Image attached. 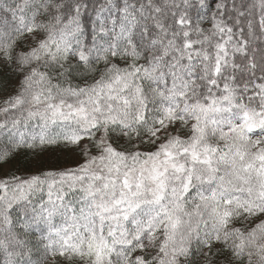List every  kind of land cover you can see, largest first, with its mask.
<instances>
[{
  "label": "snow or ice",
  "instance_id": "1",
  "mask_svg": "<svg viewBox=\"0 0 264 264\" xmlns=\"http://www.w3.org/2000/svg\"><path fill=\"white\" fill-rule=\"evenodd\" d=\"M0 264H264V0H0Z\"/></svg>",
  "mask_w": 264,
  "mask_h": 264
}]
</instances>
